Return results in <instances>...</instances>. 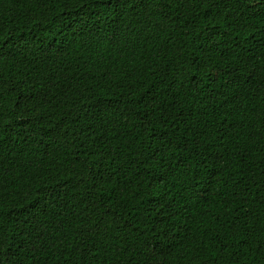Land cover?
<instances>
[{
  "label": "trees",
  "instance_id": "trees-1",
  "mask_svg": "<svg viewBox=\"0 0 264 264\" xmlns=\"http://www.w3.org/2000/svg\"><path fill=\"white\" fill-rule=\"evenodd\" d=\"M0 264H264V0H0Z\"/></svg>",
  "mask_w": 264,
  "mask_h": 264
}]
</instances>
